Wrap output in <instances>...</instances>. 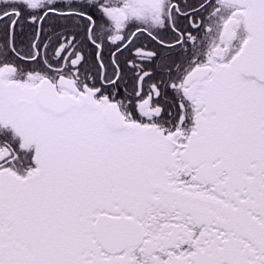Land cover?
I'll list each match as a JSON object with an SVG mask.
<instances>
[{
	"label": "snow or ice",
	"instance_id": "1",
	"mask_svg": "<svg viewBox=\"0 0 264 264\" xmlns=\"http://www.w3.org/2000/svg\"><path fill=\"white\" fill-rule=\"evenodd\" d=\"M0 264H264V0H0Z\"/></svg>",
	"mask_w": 264,
	"mask_h": 264
}]
</instances>
